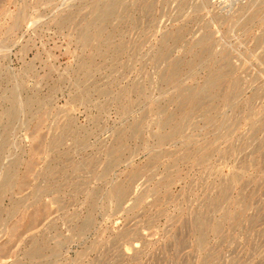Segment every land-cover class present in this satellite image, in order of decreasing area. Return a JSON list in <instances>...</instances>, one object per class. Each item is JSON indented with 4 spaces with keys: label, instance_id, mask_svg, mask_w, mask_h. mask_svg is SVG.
Segmentation results:
<instances>
[{
    "label": "rangeland",
    "instance_id": "1",
    "mask_svg": "<svg viewBox=\"0 0 264 264\" xmlns=\"http://www.w3.org/2000/svg\"><path fill=\"white\" fill-rule=\"evenodd\" d=\"M0 264H264V0H0Z\"/></svg>",
    "mask_w": 264,
    "mask_h": 264
},
{
    "label": "bare ground",
    "instance_id": "2",
    "mask_svg": "<svg viewBox=\"0 0 264 264\" xmlns=\"http://www.w3.org/2000/svg\"><path fill=\"white\" fill-rule=\"evenodd\" d=\"M149 3V2H148ZM145 8H149V7H145ZM142 9V8H141ZM98 17L97 19L94 20V22L92 24H89L91 27H93V30L94 32H92V34H89V32H86L82 35V40H85V41H88L90 39H92L93 37H96L98 39L101 40L102 36L100 34V30H99V23L97 21H101V20H105V21H109L111 18L114 17V13H113V10L108 7V6H105L104 4L102 5H99L98 7ZM133 10V9H132ZM152 10V9H151ZM141 11V10H140ZM7 13V12H6ZM141 13V12H140ZM6 15V14H5ZM150 16V15H149ZM12 17V16H11ZM141 17V16H140ZM145 18V17H144ZM137 19V18H136ZM152 21V20H151ZM20 20L19 19H16L15 23H14V27H16L18 24H19ZM115 23V22H114ZM11 24V22H10ZM13 28V27H12ZM83 29V28H82ZM4 31V30H3ZM175 33V32H174ZM105 35V34H104ZM118 36V35H117ZM209 36V35H208ZM121 37V36H120ZM169 40V39H168ZM166 41V40H165ZM170 42V41H169ZM205 42L201 41L199 43V45H203L204 46ZM211 47V46H210ZM106 48V47H105ZM117 49V48H116ZM109 52V51H108ZM112 52V51H111ZM128 52V51H127ZM209 52V51H208ZM204 53H205V50L202 49V52H200L199 54V57H203L204 56ZM110 54V53H109ZM126 54V53H125ZM190 55V54H189ZM165 54L164 52L162 53H159V55L157 56V58H162L164 57ZM182 58V57H181ZM191 59V58H190ZM85 60V59H84ZM186 62V61H185ZM184 64V63H183ZM178 64L174 63L170 66V70H169V75L166 79V81L170 84H175L177 82V70H178ZM184 68V67H183ZM187 71V70H186ZM228 71V70H227ZM185 73V72H184ZM165 74V73H164ZM207 80L205 82V85L201 88H199L198 90V93L200 94H205V93H208L214 89L217 88L219 82L225 78L226 76V72L222 69H214V67H211L210 70H209V73L207 75ZM94 87V86H93ZM233 90V89H232ZM81 91V90H80ZM94 91V90H93ZM221 91V90H220ZM84 92V91H83ZM123 92V91H122ZM127 93V92H126ZM128 94V93H127ZM139 94V93H138ZM200 96V95H199ZM127 100V98L125 99ZM232 95L230 93H224L222 96H221V101L225 104H230L232 103ZM187 105L186 107L184 108L182 114H181V121L183 119H185L190 113L191 111L193 110V108H195L196 105H198V100L191 97V98H188L187 99ZM180 131V126L178 124H176L175 126L172 127V133L174 135V133H177ZM171 132V131H170ZM262 132V131H261ZM125 133V131H124ZM123 133V134H124ZM124 137V136H122ZM158 137V136H157ZM166 138L165 137H161V141L165 140ZM120 142V141H119ZM120 146V145H119ZM256 147V146H255ZM114 148V147H113ZM123 151V150H122ZM119 154V152L117 153ZM64 158V157H63ZM116 163V161H115ZM114 163V164H115ZM26 167H28V165H26ZM110 167V166H109ZM30 168L28 167V170ZM107 168L105 167V170ZM26 170V168H25ZM104 170V171H105ZM49 175V174H48ZM22 178L23 175H22ZM47 178V177H46ZM22 180V179H21ZM133 180V179H132ZM23 182V181H22ZM20 182V184L22 183ZM70 183V182H69ZM25 184V183H24ZM131 184V183H130ZM23 185V184H22ZM112 191V194L114 196V198L118 199V200H121L123 199L127 193H128V190L123 187V186H115L111 189ZM113 198V197H112ZM60 202V201H59ZM197 222V221H196ZM39 223V222H38ZM201 223V222H200ZM28 228V227H27ZM201 229V228H200ZM11 235V233H10ZM204 236V235H203ZM203 237H200V242H203ZM15 243V242H14ZM45 243V242H44ZM199 243V242H198ZM5 244V243H4ZM48 248V247H47ZM8 249V248H7ZM40 252V248L39 247H35L32 252L30 253V256L31 257H36ZM6 256V255H5ZM3 256V257H5ZM5 259V258H4Z\"/></svg>",
    "mask_w": 264,
    "mask_h": 264
}]
</instances>
